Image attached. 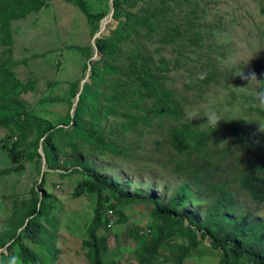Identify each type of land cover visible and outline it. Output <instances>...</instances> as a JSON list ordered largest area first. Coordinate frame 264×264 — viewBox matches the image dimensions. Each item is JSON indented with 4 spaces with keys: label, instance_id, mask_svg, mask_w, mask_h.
Wrapping results in <instances>:
<instances>
[{
    "label": "trees",
    "instance_id": "trees-1",
    "mask_svg": "<svg viewBox=\"0 0 264 264\" xmlns=\"http://www.w3.org/2000/svg\"><path fill=\"white\" fill-rule=\"evenodd\" d=\"M51 1L0 0V46L4 47L0 56V129L11 141L9 146L4 141L0 145H4L14 171L23 168L22 160H30L42 172L30 196L12 212L21 208L24 214L0 234V247L7 245L6 252L0 253V264L13 255L19 256L23 264H67L72 249L85 264H114L125 250L119 253L107 245V236L101 230L109 221L121 225L135 240L128 257L124 256L125 264L132 259L133 264H184L189 252L205 238L211 248L221 252L216 264H264V220L250 221L236 194L239 189L248 200L264 204V159L258 163L260 154L252 149L254 135L264 140V131L249 136L239 130L241 119H234V114L224 109L228 102L205 108L216 110L223 118L216 128L202 126L204 117L192 122L185 119V110L196 107L222 75L213 55L217 51L220 58L223 56V47L214 38L217 26L197 22L199 3L112 0L115 26L110 28L108 24L105 33L94 39L100 56L91 59L95 52L92 45L77 49L84 58L83 76L88 71L89 79L80 92L83 76L68 81L61 95L43 100V109L53 105L49 109L56 118L50 119L21 98L35 91L37 80L22 81L13 70L11 23ZM64 1L83 13L91 37L110 11L109 0L105 6L100 1L97 6L86 0ZM178 70L186 73L180 90L170 78V73ZM78 92L79 99L73 105ZM240 98L247 104L248 129L252 113L264 121L260 105L264 102V82L257 94L241 93ZM231 99L236 96L232 94ZM106 116L120 117L118 128L103 130ZM222 127L237 138L216 141ZM121 132L136 133L137 138L127 142L119 135ZM146 134L151 136L154 150L164 157L156 164L186 178L176 193L164 199L142 191L123 192L116 180L107 179L84 161L86 155L131 157L130 145L138 146ZM39 147L48 168L44 171ZM57 166L61 177L77 176L72 197H94L80 247L64 245L41 224L45 220L46 227L57 226L56 197H50L44 187L46 175ZM132 206L147 215L130 220L125 209ZM141 221L145 228L139 226ZM115 235L118 241V232Z\"/></svg>",
    "mask_w": 264,
    "mask_h": 264
},
{
    "label": "rangeland",
    "instance_id": "rangeland-1",
    "mask_svg": "<svg viewBox=\"0 0 264 264\" xmlns=\"http://www.w3.org/2000/svg\"><path fill=\"white\" fill-rule=\"evenodd\" d=\"M86 1L92 6H97L99 1L102 6L107 4V0ZM196 1L199 3L197 22L216 25L217 30L214 38L218 39L220 46L223 47L221 58L217 51L213 53L216 64L222 73L219 82L213 85L202 99L198 100L196 107L203 110L206 106L212 107L217 102H228L224 109L233 113L234 119H241L239 130L245 131V134L249 136H252L253 132H263L259 129L260 124L264 127V121H259L255 112L251 114V129L246 127L249 120V117L245 119L247 104L241 103L240 94H257V89L264 82V0H190V3ZM202 8L205 9V12H201ZM115 23L116 21L111 19L107 25L111 24L110 28H113ZM11 29L14 39L13 70L16 76L22 81L33 78L37 80L35 91L22 94L21 98L33 105L38 113L44 115L43 117L55 119V112L49 109L53 105L43 109L42 102L45 98H50L51 95H61L66 89L68 81L82 78L81 63L84 62V58L82 59V54L77 49H82L87 45H92L95 49L88 22L73 3L52 0L37 12L13 21ZM3 54L4 47L0 46V56ZM99 54L92 59H97ZM241 72L243 75L240 74ZM253 72L256 79L249 81L246 77ZM170 78L174 81V86L179 89L181 84L186 82V73L182 70L174 71L170 73ZM232 94L236 96V99H231ZM260 105L264 108V102ZM254 118H256L255 123ZM118 120L121 118L104 117L103 130L111 127L118 128L116 126ZM5 133L4 129H0V142L4 141L9 146L11 144L10 136ZM119 135L127 142L137 138L136 133L121 132ZM231 136L237 138V135L233 134L231 130L225 132L222 127L216 136V141L220 142L219 140ZM256 136L254 135L252 140V149L255 154H260V160H256L260 163L264 159V140L263 137ZM141 140L138 146L130 145L131 157H113L111 154L107 156L86 155L84 161L107 179L116 180L123 192L142 191L146 194L159 195L163 199L176 193L186 178L174 174L169 169L162 170L156 164L158 158L164 159V157L162 153L154 150L150 135L146 134ZM3 147L4 145L2 148L0 145V234H3L4 229L9 227L12 221L24 214L25 209L21 208L13 214L12 212L16 207H20L21 200L29 197L31 188L35 187L42 179V172L39 173L30 160H22L20 163L23 168L20 171H14ZM8 168L11 169L5 173L1 172ZM41 169L42 171L48 169L43 156ZM60 169L58 166L54 167L46 175L44 184L50 197H56L57 226L55 229L49 228V225L46 227L45 220H41V224L46 232H52L58 236L57 240L63 242L64 245L73 248L76 245L80 247V239L85 231L84 226L92 216V209L95 205L94 197H72L71 192L76 184L77 176L61 177L57 172ZM236 194L240 196V203L243 205L242 211L247 214L250 221L264 220V204L257 205L248 200L239 189ZM192 210L195 211V208L193 207ZM125 212L130 220H138L143 215H147L145 211L139 213L135 206L127 207ZM144 223L141 221L139 226L145 228ZM124 230L121 225L112 223V221H109V225L101 230V233L107 236V245L111 249L117 248L119 253L125 250L122 257L115 258L118 264H125L124 256L132 251L135 245V240L128 237ZM145 231L143 232H148V230ZM117 232L118 241L116 240L117 235H115ZM28 244L35 250L38 249L29 242ZM6 247L7 245L0 247V253L1 251L6 252ZM69 253L67 264H85L82 257L74 254L73 249ZM220 256V250L211 248L209 240L205 238L197 248L189 252L184 264H216ZM128 262L135 263L133 259ZM109 264L111 263L109 262Z\"/></svg>",
    "mask_w": 264,
    "mask_h": 264
},
{
    "label": "clouds",
    "instance_id": "clouds-1",
    "mask_svg": "<svg viewBox=\"0 0 264 264\" xmlns=\"http://www.w3.org/2000/svg\"><path fill=\"white\" fill-rule=\"evenodd\" d=\"M240 74L243 75L242 72ZM246 78L249 79V81H251L253 79H256V75L253 72V73H250ZM201 117L206 118L204 122L201 123V125L202 126L206 125L212 128H216L218 126V122L223 120L221 115L216 110L211 109V108L201 110L200 108L192 107L190 109L185 110V119L189 122H192L194 119H200ZM259 130L264 131V127H262L261 124H260ZM5 264H23V261L19 256L13 255V256L8 257Z\"/></svg>",
    "mask_w": 264,
    "mask_h": 264
},
{
    "label": "water",
    "instance_id": "water-1",
    "mask_svg": "<svg viewBox=\"0 0 264 264\" xmlns=\"http://www.w3.org/2000/svg\"><path fill=\"white\" fill-rule=\"evenodd\" d=\"M109 4H110V11L107 13V15L105 16V17H103L102 19H101V21H100V26H99V30H98V32H96L94 35H93V37H92V39H93V41H94V39L96 38V37H99L102 33H105V31H106V29H107V23L112 19V15H113V12H114V7H113V2H112V0H109ZM93 45H94V47H95V53H94V56H92V58H94V57H97L98 56V54H99V51L96 49V46H95V43H93ZM100 55V54H99ZM91 58V59H92ZM89 79V74H88V71H87V73L85 74V77L81 80V82H80V88H79V92H80V90H81V88H82V85H83V83L85 82V81H87ZM79 92H78V94L76 95V98H75V101H74V103H73V105H75L76 104V102H77V100L79 99ZM39 152H40V154L43 156V158H44V153H43V151H42V148L41 147H39Z\"/></svg>",
    "mask_w": 264,
    "mask_h": 264
},
{
    "label": "built area",
    "instance_id": "built-area-1",
    "mask_svg": "<svg viewBox=\"0 0 264 264\" xmlns=\"http://www.w3.org/2000/svg\"><path fill=\"white\" fill-rule=\"evenodd\" d=\"M109 213H112V211L109 210ZM114 264H117V263H114ZM127 264H132V262H129V263H127Z\"/></svg>",
    "mask_w": 264,
    "mask_h": 264
}]
</instances>
